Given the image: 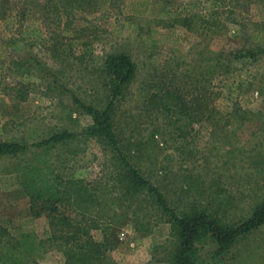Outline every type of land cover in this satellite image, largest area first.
Wrapping results in <instances>:
<instances>
[{"label":"rangeland","instance_id":"obj_1","mask_svg":"<svg viewBox=\"0 0 264 264\" xmlns=\"http://www.w3.org/2000/svg\"><path fill=\"white\" fill-rule=\"evenodd\" d=\"M14 1L0 19V142L27 151L0 158V264H178L169 215L105 140L81 134L94 124L84 107L113 96L121 151L178 217L230 229L252 216L264 200V0ZM120 54L135 66L126 83L104 67ZM64 132L76 136L36 146ZM33 166L55 181L53 205L23 189ZM198 231L187 264H264V226L224 250Z\"/></svg>","mask_w":264,"mask_h":264},{"label":"trees","instance_id":"obj_2","mask_svg":"<svg viewBox=\"0 0 264 264\" xmlns=\"http://www.w3.org/2000/svg\"><path fill=\"white\" fill-rule=\"evenodd\" d=\"M0 2V19H3L6 14H10L16 9L17 3L14 0H1ZM59 2H63L64 5L69 3L72 5V2H76L77 4L79 3V6L75 4L76 7L78 6V8H80L82 7L85 0H60ZM133 11V14L135 15H140L143 13V10L141 9H134ZM17 12L16 14H18ZM0 46L1 59L6 54L10 43H5L4 41L0 40ZM233 56L234 58H255V54L252 52H238L234 53ZM104 64L106 71L112 74L117 80H119L120 83H126L131 80L135 72V66L132 60L129 56L124 54L108 56ZM114 98L115 97L113 96V98L109 101L108 106L103 111L95 110L90 107H84L85 114L90 115L93 118L94 124L90 126L85 133L81 134H87L88 136L105 140L107 144L111 146L113 151H115L121 164L127 169V175L129 179L137 185L145 186L154 203L162 211L169 215L174 227H176L178 230V236L180 239L178 264H187V255L191 251L192 246L198 240L199 229H204L210 233V236L218 245L219 250H224L228 248L233 240L236 239L240 234L264 226V200L259 206L256 207L252 216L248 220L241 223L237 227L230 229L218 226L216 223L208 220L207 216H205L203 213L195 214L190 217H178L174 211L167 207V203L160 191L155 186H152L141 179L138 171L129 164L124 153L121 151L111 124L112 105L114 103ZM75 136L76 135L74 133L66 132L54 134L48 139L40 141L36 146L40 148L53 147L62 144ZM25 151H27V147L22 144L15 142H0V158L16 156L19 153H23ZM22 176V187L25 192L31 196L32 200L50 201L52 202V205L59 200L61 193L57 189L55 181L53 182L47 178L37 166L30 168L28 167ZM62 178L63 177L57 176V180Z\"/></svg>","mask_w":264,"mask_h":264}]
</instances>
